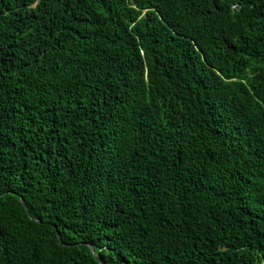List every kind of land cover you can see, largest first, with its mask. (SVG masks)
Masks as SVG:
<instances>
[{"label":"trees","instance_id":"trees-1","mask_svg":"<svg viewBox=\"0 0 264 264\" xmlns=\"http://www.w3.org/2000/svg\"><path fill=\"white\" fill-rule=\"evenodd\" d=\"M0 264H264V0H0Z\"/></svg>","mask_w":264,"mask_h":264}]
</instances>
